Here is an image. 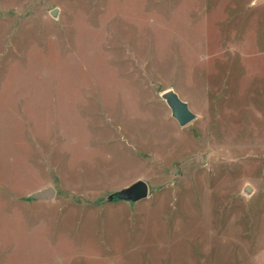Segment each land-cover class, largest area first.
Masks as SVG:
<instances>
[{"label": "rangeland", "instance_id": "1", "mask_svg": "<svg viewBox=\"0 0 264 264\" xmlns=\"http://www.w3.org/2000/svg\"><path fill=\"white\" fill-rule=\"evenodd\" d=\"M0 264H264V0H0Z\"/></svg>", "mask_w": 264, "mask_h": 264}, {"label": "water", "instance_id": "2", "mask_svg": "<svg viewBox=\"0 0 264 264\" xmlns=\"http://www.w3.org/2000/svg\"><path fill=\"white\" fill-rule=\"evenodd\" d=\"M58 8H54L51 12L57 14ZM162 96L167 101L172 110V115L179 121L181 125H185L196 117L195 111L190 107L189 102L183 99L180 94L173 88L165 89ZM246 189L250 191V185H246ZM56 188L53 185L42 187L30 193L31 198L42 199L52 198L55 195ZM149 194V184L145 179H137L131 184L117 189L109 194L110 199H125L131 202L138 201L147 197Z\"/></svg>", "mask_w": 264, "mask_h": 264}]
</instances>
